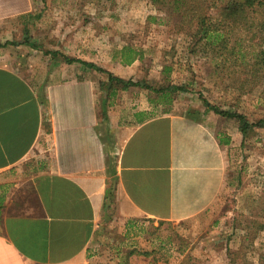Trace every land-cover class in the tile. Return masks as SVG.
Masks as SVG:
<instances>
[{
  "label": "crops",
  "instance_id": "crops-1",
  "mask_svg": "<svg viewBox=\"0 0 264 264\" xmlns=\"http://www.w3.org/2000/svg\"><path fill=\"white\" fill-rule=\"evenodd\" d=\"M51 7L0 0V264H94L105 232L130 264L146 224L209 209L242 136L178 94L115 85L103 104L107 85L79 61L124 80L137 61L104 67L96 36L54 43Z\"/></svg>",
  "mask_w": 264,
  "mask_h": 264
},
{
  "label": "rangeland",
  "instance_id": "rangeland-1",
  "mask_svg": "<svg viewBox=\"0 0 264 264\" xmlns=\"http://www.w3.org/2000/svg\"><path fill=\"white\" fill-rule=\"evenodd\" d=\"M33 2L52 6L54 11L48 13L56 24L49 34L59 46L66 38L75 41L76 35L99 37L104 67L109 66V55L117 59L120 48L133 49L138 54L133 65L137 73L126 80L145 82L155 89L182 86L184 92L175 97L183 102L196 101L201 107L206 102L219 111L242 114L253 124L264 119V74L260 81H250V67H236L232 59L226 62L203 52L194 22L171 19L149 0ZM42 18L48 20L47 11ZM50 24H43V31ZM26 30L31 27L23 35ZM242 32L240 46L247 57L254 48L264 49L261 29ZM96 74L107 81L105 74ZM225 172L216 200L200 217L179 223L151 221L150 228L146 224V235L136 239L130 264H179L182 260L185 264H264V126L253 127L232 148ZM112 238L105 232L93 244L94 264H115V260L128 264V248L114 246Z\"/></svg>",
  "mask_w": 264,
  "mask_h": 264
},
{
  "label": "trees",
  "instance_id": "trees-1",
  "mask_svg": "<svg viewBox=\"0 0 264 264\" xmlns=\"http://www.w3.org/2000/svg\"><path fill=\"white\" fill-rule=\"evenodd\" d=\"M100 1V0H89ZM114 1V0H106ZM153 8L163 11L167 17L178 22H194L199 40L203 42V52L215 54L223 61L232 59L236 67H250L248 76L250 81H260L264 74V49H255L248 53V57L243 46H240L241 33L244 29L251 31L259 28L264 32V0H149ZM233 38V42L227 39ZM28 38L25 36L24 43L28 45ZM252 48L253 46L249 45ZM53 55V54H52ZM56 55V53H55ZM117 59L122 65H129L138 58V54L130 47H122L117 51ZM235 57V58H234ZM116 58V57H115ZM64 60L71 62L77 61L72 58L64 57ZM229 59V60H228ZM89 69L97 73H103L107 81L100 82L106 84V97L103 104L113 94L112 86H121L126 89L129 86H140L143 89L156 93L159 98L168 94L169 98L184 92L182 86L169 85L155 89L145 82H134L116 77L110 72L103 70L91 63L79 61ZM169 70V68H166ZM236 72V71H235ZM205 108L212 110L215 114L226 120L232 121L233 125L239 130L242 138H245L252 131L253 127L264 126V119L253 124L247 121L242 115L233 111L217 110L203 102ZM180 251L182 249H179ZM179 264H185L182 260Z\"/></svg>",
  "mask_w": 264,
  "mask_h": 264
}]
</instances>
